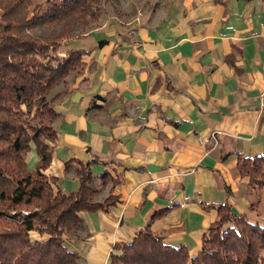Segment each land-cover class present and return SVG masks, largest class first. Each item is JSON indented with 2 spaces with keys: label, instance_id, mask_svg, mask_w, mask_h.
<instances>
[{
  "label": "crops",
  "instance_id": "1",
  "mask_svg": "<svg viewBox=\"0 0 264 264\" xmlns=\"http://www.w3.org/2000/svg\"><path fill=\"white\" fill-rule=\"evenodd\" d=\"M124 11L71 40L83 67L56 87L44 173L69 193L90 162L96 200L117 197L64 235L79 264H109L146 227L195 256L220 204L256 220L262 201L238 159L264 152V0H132ZM38 160L32 149L29 168Z\"/></svg>",
  "mask_w": 264,
  "mask_h": 264
},
{
  "label": "trees",
  "instance_id": "2",
  "mask_svg": "<svg viewBox=\"0 0 264 264\" xmlns=\"http://www.w3.org/2000/svg\"><path fill=\"white\" fill-rule=\"evenodd\" d=\"M104 1L46 0L32 8L33 0H0V264H79L64 235H78L81 211L116 205L113 194L96 200L100 189L90 162L81 164L80 188L69 193L44 173L52 162L55 102L62 95L53 91L83 67L82 49L69 47L62 56L60 48L99 22ZM32 149L39 155L33 169L27 161ZM238 168L251 188H264V152L240 156ZM32 231L45 238H32ZM116 249L109 264H264V224L224 203L195 256L185 245L166 244L149 227Z\"/></svg>",
  "mask_w": 264,
  "mask_h": 264
},
{
  "label": "rangeland",
  "instance_id": "3",
  "mask_svg": "<svg viewBox=\"0 0 264 264\" xmlns=\"http://www.w3.org/2000/svg\"><path fill=\"white\" fill-rule=\"evenodd\" d=\"M133 1H135V0H133ZM45 2H46V0H33L32 8L38 3L44 4ZM131 2H132V0H108V1L102 2L100 4V11H101L100 20L96 25H94L93 28H96V27L102 25L103 23H108L110 21H114V20L118 21V17L120 19H123V20L128 18L130 15H127L125 13L124 9L128 8L131 5ZM1 14H2V10L0 9V20H1ZM93 28H87L85 33H87L89 30H92ZM81 36H83V35H81ZM72 45H73V43L71 40L65 41L63 43L62 47L60 48V55L65 56L66 55L65 54L66 49H68ZM63 87L55 88L53 91V94L63 93V92H61L63 90H60ZM28 154H27V157H28ZM257 195H258L259 199H262V201L257 200V202L255 203L254 213L258 216V218H255L256 220H254V219H252V220L259 221L260 223L264 224V203H263L264 188H261V189L257 188Z\"/></svg>",
  "mask_w": 264,
  "mask_h": 264
}]
</instances>
